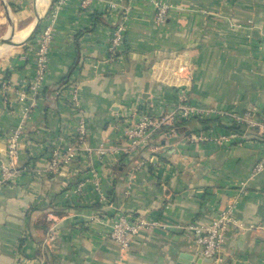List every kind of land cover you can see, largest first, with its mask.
I'll return each mask as SVG.
<instances>
[{"label":"crops","instance_id":"0c3cea01","mask_svg":"<svg viewBox=\"0 0 264 264\" xmlns=\"http://www.w3.org/2000/svg\"><path fill=\"white\" fill-rule=\"evenodd\" d=\"M40 1L0 0V27L33 22L0 63L10 91L32 77L38 40L47 27L52 34L34 115L23 119L0 88V132L21 131L17 165L33 166L0 185V264H264V170L252 171L264 138L230 114L264 119V0H162L170 4L163 22L150 0H46L44 9ZM120 23L124 39L111 57ZM188 65L191 101L229 114L184 121L172 139L156 133L129 154L82 149L77 171L48 170L50 149L67 143L79 117L66 103L70 85H78L88 145L119 146L117 124L136 109L166 113L176 99L170 78ZM232 132L239 136L218 138ZM5 149L0 139V160ZM228 205L236 223L224 229L218 259L203 258L197 229ZM117 211L149 223L125 250L107 235Z\"/></svg>","mask_w":264,"mask_h":264},{"label":"built area","instance_id":"2783aa9c","mask_svg":"<svg viewBox=\"0 0 264 264\" xmlns=\"http://www.w3.org/2000/svg\"><path fill=\"white\" fill-rule=\"evenodd\" d=\"M65 0H59V3ZM132 1V0H131ZM156 8V20L163 22L168 16L170 9V4L162 0H150ZM91 0H82L83 6H88ZM131 6H128V9ZM125 34V24L120 23L112 31L111 41L108 45L109 55L114 57L117 48L122 44ZM51 31L47 27L44 29L40 40L37 43L36 54V64L34 68V73L29 80L28 78L22 79L20 81V86L14 89V91L9 90L8 81L4 78H0V88L3 90V99L6 104L10 107L18 106L19 112L23 119H29L34 115L38 106L39 96L41 94L42 87L44 85L48 54H49V43L51 41ZM264 39V34H263ZM182 62L181 67H184ZM186 67V66H185ZM186 67L185 69L179 68V72L184 71V75H180L177 71H174L170 80L176 87V99L173 106L164 114L152 115L148 110H138L129 116H126L123 121L119 122L118 129H120L119 136V146L116 145H99L98 147H92L86 142V137L88 133V128L85 118L82 116L81 100L78 90V85L73 83L70 85V91L68 92L67 105L75 109L79 113L78 119H76V128L74 133H72L70 139L64 145H55L49 151V164L48 170L52 173H60L64 169H69L70 172L77 171L78 167L76 165V160L78 153L82 149H87L89 151H96L101 156H106L109 153H124L129 154L146 147L152 137L156 133H160L167 139H172L178 127V122L181 120L187 121L191 119H202L209 115H226L229 114L227 111L215 108H204L202 106L196 105L191 101L190 98V82L192 70ZM162 64H157L156 72H162ZM176 73V74H175ZM235 122L241 124L245 129H250L255 131L257 139L264 138V119L262 117H256L251 111H246L245 113H230ZM21 131H13L9 133L2 134L0 132V139L5 140V159L0 160V185L8 183L22 171L33 170L32 165H27L24 167H19L17 165V160L21 151L20 145ZM239 135L235 132L229 133L228 135L218 136L221 140H229L238 137ZM244 141L250 139L245 138ZM194 139H205L202 135H193ZM249 141V140H248ZM150 161H155V157L148 158ZM73 168V170H72ZM111 171V169L109 168ZM264 170V154L263 156L254 164L253 174ZM92 176L96 179L93 181L94 188L98 191V194H102L99 191L100 181L98 174L95 170H92ZM81 184H78L73 191L79 192L81 190ZM102 199H105L104 195H101ZM233 205H228L227 209L222 211L220 215L211 224L198 228L197 231L200 233L199 242L202 244L201 255L203 258L218 259V252L224 242L223 231L228 224L236 223L232 218ZM148 221L143 217L134 216L132 214L123 213L117 211L112 220V224L107 231V235L110 239L115 241L120 245V247L125 250L130 246L131 239L142 229L148 226ZM55 238L54 233H49L47 241L51 243ZM33 264H44V259L42 257H37L32 261Z\"/></svg>","mask_w":264,"mask_h":264},{"label":"bare ground","instance_id":"6f19581e","mask_svg":"<svg viewBox=\"0 0 264 264\" xmlns=\"http://www.w3.org/2000/svg\"><path fill=\"white\" fill-rule=\"evenodd\" d=\"M40 4L42 5V9H44L46 5V0H41ZM33 28V22L31 24H28L26 27L24 28H17L15 29L14 35H13V39L12 40H8L6 42H4L3 44H0V55L2 53L7 52L8 48H10L12 45L18 44L14 41H19V40H23L25 39L32 31ZM10 33V29L8 30L7 34ZM154 70H157V66L155 65Z\"/></svg>","mask_w":264,"mask_h":264},{"label":"rangeland","instance_id":"374dc122","mask_svg":"<svg viewBox=\"0 0 264 264\" xmlns=\"http://www.w3.org/2000/svg\"><path fill=\"white\" fill-rule=\"evenodd\" d=\"M11 13V12H10ZM9 28L10 27H8V24L6 23L3 27H0V33H1V36H3V35H5L7 32H8V30H9ZM17 28V27H16ZM24 28V27H23ZM17 44H15V45H12L10 48H8L7 50V52H5V53H2L1 55H0V63H1V61L5 58V57H7V55H9V54H11V53H13V52H15V50L17 49V47H14V46H16ZM12 47H14V48H12ZM157 66V65H156Z\"/></svg>","mask_w":264,"mask_h":264},{"label":"water","instance_id":"95a60500","mask_svg":"<svg viewBox=\"0 0 264 264\" xmlns=\"http://www.w3.org/2000/svg\"><path fill=\"white\" fill-rule=\"evenodd\" d=\"M38 23V19L36 21V25ZM12 25V24H11ZM13 35H14V28L12 27L10 29V33L0 37V44H3L4 42L8 41V40H12L13 39ZM16 43H20V42H23V41H14ZM147 90V87L145 88V91ZM146 95H144L145 97L147 96V93H145ZM192 264H200V259H197L194 263Z\"/></svg>","mask_w":264,"mask_h":264},{"label":"trees","instance_id":"16d2710c","mask_svg":"<svg viewBox=\"0 0 264 264\" xmlns=\"http://www.w3.org/2000/svg\"><path fill=\"white\" fill-rule=\"evenodd\" d=\"M184 122V120H181L178 122V125L182 124Z\"/></svg>","mask_w":264,"mask_h":264}]
</instances>
